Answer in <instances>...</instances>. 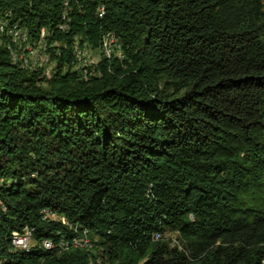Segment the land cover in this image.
I'll return each mask as SVG.
<instances>
[{"label": "trees", "instance_id": "obj_1", "mask_svg": "<svg viewBox=\"0 0 264 264\" xmlns=\"http://www.w3.org/2000/svg\"><path fill=\"white\" fill-rule=\"evenodd\" d=\"M64 1L0 0V264H264V0Z\"/></svg>", "mask_w": 264, "mask_h": 264}, {"label": "built area", "instance_id": "obj_2", "mask_svg": "<svg viewBox=\"0 0 264 264\" xmlns=\"http://www.w3.org/2000/svg\"><path fill=\"white\" fill-rule=\"evenodd\" d=\"M7 22V21H6ZM58 28L61 30L60 24ZM47 31L44 27L40 28L38 32L33 34L32 39H24V32L22 27H18L17 29V37L20 38V46L23 49H28L29 52V63L26 65L27 70H37L41 69L44 73H48L50 70L51 58L50 52L48 51L50 45L47 42ZM1 33V32H0ZM114 40L116 41V45L118 50H120L119 39L116 36H113ZM10 58V53H9ZM98 60V58L96 59ZM96 62H93V65ZM79 69V66H78ZM42 219L45 220H61L63 222V217H58V215L49 210V209H42L41 210ZM33 230V228L24 226L21 230L14 229L11 231L10 235H16V246L12 247L14 250H20L24 247H31L29 242V231ZM159 237V236H158ZM45 242V248H67L68 243H47ZM73 242L81 243L87 247V244H93V242L89 241H79L78 237H73Z\"/></svg>", "mask_w": 264, "mask_h": 264}, {"label": "bare ground", "instance_id": "obj_3", "mask_svg": "<svg viewBox=\"0 0 264 264\" xmlns=\"http://www.w3.org/2000/svg\"><path fill=\"white\" fill-rule=\"evenodd\" d=\"M64 9L65 11L68 9V0H65L64 1ZM103 8L100 7V10H102ZM65 14V12H64ZM66 15V14H65ZM65 19V17H64ZM12 25V24H11ZM10 25V22L9 21H1L0 22V31H3L5 30V32H8L12 42H13V45H16L15 47L18 48L20 54L18 53H14L13 51H11V58H12V64H20L21 67H24L26 68V65H28L29 63V52H28V49H23L21 46H20V38L17 37V29L15 26H11ZM64 25V24H63ZM17 26V25H16ZM61 26V25H60ZM20 27V26H19ZM61 30H63V27L61 26ZM24 32V39H30L29 37V32H26V31H23ZM4 33V32H3ZM7 34V33H6ZM4 35V34H3ZM1 36V35H0ZM2 39L4 40V38L2 37ZM7 39V37H6ZM5 39V40H6ZM1 40V38H0ZM8 40H9V37H8ZM50 41V40H49ZM1 42V41H0ZM4 42V41H3ZM6 42V41H5ZM47 42H48V34H47ZM7 43V42H6ZM58 43V42H56ZM1 44V43H0ZM52 44V43H51ZM101 44V43H100ZM5 46V45H4ZM113 43H112V40H106V39H103V45L99 47V53L102 55V56H106V57H110L112 52H113ZM77 49V48H76ZM117 49V48H116ZM8 50V48H7ZM10 50V49H9ZM14 50V49H13ZM87 51H83L81 50L80 51V48L77 49V51H80L79 52V55H80V58L82 59L83 61V64H86V62H90V60L92 59V53L91 52V48L89 47H86ZM76 53V52H75ZM96 53V52H95ZM9 54V53H8ZM100 56V55H99ZM95 58V57H93ZM90 59V60H89ZM81 61V62H82ZM92 61V60H91ZM54 62V61H53ZM97 63V61H96ZM92 64V63H91ZM54 65V64H53ZM93 65V64H92ZM89 66V64H88ZM53 67V66H52ZM23 68V69H24ZM159 235L157 234L155 236V238H159L158 237ZM10 241H11V245L12 247H15L16 246V235H11L10 237ZM79 241H87L86 239L84 240H79ZM29 242H30V246L31 247H24V248H21L20 250H25V251H29L30 249L33 248L34 244H33V241L31 239V236H30V231H29ZM47 243H52L50 240H46ZM57 243H68L67 245V248H59L61 250H64V249H68L70 247H82L83 249H88L90 246H88L87 244V247L85 245H82L81 243H78V242H73V239H71L70 241L69 240H64L63 238H60L58 240ZM42 247L45 248V242L43 240L42 242Z\"/></svg>", "mask_w": 264, "mask_h": 264}, {"label": "rangeland", "instance_id": "obj_4", "mask_svg": "<svg viewBox=\"0 0 264 264\" xmlns=\"http://www.w3.org/2000/svg\"><path fill=\"white\" fill-rule=\"evenodd\" d=\"M93 56L96 57V59L99 58V57H98V54H96V53H94ZM92 60L94 61L95 59L93 58ZM95 61H97V60H95ZM176 235H177L176 233H172V232L169 231V230L164 234V236H165L166 238L169 237V236H173V237H175ZM88 246H90V244H88ZM104 259H105V258H104ZM101 260H102V259H99V260H98V261H99L98 264H101ZM102 261H103V260H102Z\"/></svg>", "mask_w": 264, "mask_h": 264}]
</instances>
